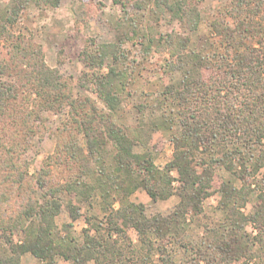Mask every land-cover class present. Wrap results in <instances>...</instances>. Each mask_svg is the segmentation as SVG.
Wrapping results in <instances>:
<instances>
[{"label": "trees", "instance_id": "1", "mask_svg": "<svg viewBox=\"0 0 264 264\" xmlns=\"http://www.w3.org/2000/svg\"><path fill=\"white\" fill-rule=\"evenodd\" d=\"M151 2L156 18L169 14L196 30L200 14L195 0ZM58 3L7 0L0 9V264H21L27 253L41 264H54L56 257L67 264H176L167 254L169 237L178 238L185 217L201 212L214 182L224 222L206 227L201 247H192L195 258L190 264L231 263L252 256L264 264V257L254 251L257 245L264 253V172L255 179L264 169V0H230L227 14L236 24H211L228 46L225 54L216 56L217 62L189 50L187 36L157 39L170 51L164 69L178 76L164 89L176 100V116L159 115L150 123L152 130H170L176 124L172 156L162 168L155 166L148 150L133 151L140 141L135 134L142 129H124L112 119L130 97V72L121 59L122 44L140 31L131 19L114 24L121 36L112 43L86 40L78 55L85 71L76 81L47 67L37 45L10 31L29 4ZM247 39L257 41L258 47L245 45ZM65 108L68 117L55 130V152L29 174L25 153L29 140L45 131L44 112ZM256 145L260 149L254 154ZM219 167L239 186L218 179ZM138 189L153 201L176 196L178 202L167 215L146 216L142 204L129 200ZM96 192L103 221L86 219L87 227L73 236L72 223L80 215L68 203L71 222L56 225L59 195L88 201ZM254 193L253 212L244 214ZM247 222L254 225L255 235L245 232ZM16 229L22 233L19 242L12 237ZM129 229L139 247L133 246Z\"/></svg>", "mask_w": 264, "mask_h": 264}, {"label": "rangeland", "instance_id": "2", "mask_svg": "<svg viewBox=\"0 0 264 264\" xmlns=\"http://www.w3.org/2000/svg\"><path fill=\"white\" fill-rule=\"evenodd\" d=\"M5 1L7 0H0V9L4 6ZM151 1L59 0L57 7L29 4L22 10L17 23L10 27V31L15 36L22 37L24 42L37 45L47 67L57 70L63 77H71L76 81L85 71L78 60V55L86 40L91 38L98 44L112 43L117 40L119 35V31L113 28L114 24L124 18L131 19L140 31L137 36H132L122 44L125 55L121 59L123 66H126L130 72L128 81L130 97L112 114V119L124 129H142L141 132L135 134L138 135L136 137H139L140 141L138 145L134 146L133 151L142 153L148 150L154 155L155 166L162 168L172 156L170 139L176 133V124H173L170 130L162 127L152 130L150 123L159 115L176 116V100L165 94L164 89L170 83L178 81V76L176 74L168 75L164 69L165 60L170 58V51L167 50L164 42L160 43L157 39L170 34L187 36L189 50L201 51L212 58L213 62H217L216 56L225 54L228 46L211 27V24L218 22L233 27L237 20L227 14L230 0H202L200 2L195 0L200 17L196 30L190 31L184 24L171 18L169 14L156 18ZM142 33L148 36L141 37ZM149 39L155 40L147 46ZM244 43L258 47L257 41L254 39H247ZM107 62L111 63L110 60ZM77 92L83 94L81 89H77ZM96 104L100 107L98 102ZM44 116L46 118L45 131L41 136L36 135L29 140V148L25 153L29 174L38 170L42 162L55 152V130L67 119L68 108L59 113L46 111ZM259 149L258 145L254 146V154ZM107 157L110 159L109 155ZM263 172L264 169H261L255 175V179H260ZM215 175L220 180L239 186L233 175L222 167L216 169ZM215 185L214 182L209 190V195L202 201L201 212L195 217H185L182 225L183 233L178 238L169 237L170 243L166 246V250L174 263L190 264L195 258L192 247H201L206 238V227H214V225L220 227L224 222V214L218 208L220 193ZM173 186H175L174 183ZM59 198L62 201V207L55 218L57 226L60 227L71 222L67 208L68 203H72L78 209L80 216L72 223L73 227L70 230L75 237H78L81 230L87 227L86 219L97 223L105 218L98 192L94 193L88 201L65 194L59 195ZM129 200L136 204H142L145 207L146 216L167 215L178 202L176 196H171L167 200L153 201L142 189L136 190ZM255 201L256 193L248 198L242 212L244 214L252 213ZM117 206L118 204L115 203L114 207ZM244 230L252 236L257 233L251 222H247ZM127 232L133 246L139 247L136 233L132 229ZM12 237L15 242H19L22 240V233L16 229ZM2 243L3 241L0 239V245ZM259 250V247L255 245V254L264 257L263 251ZM153 259L156 260L157 257L154 256ZM21 264H41V262L27 253L22 256ZM54 264H67V262L56 257ZM198 264H205V262L201 260ZM221 264L261 263L256 256H252L248 259L243 258Z\"/></svg>", "mask_w": 264, "mask_h": 264}]
</instances>
